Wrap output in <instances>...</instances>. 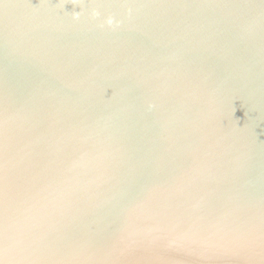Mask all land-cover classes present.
Instances as JSON below:
<instances>
[{"label":"water","instance_id":"obj_1","mask_svg":"<svg viewBox=\"0 0 264 264\" xmlns=\"http://www.w3.org/2000/svg\"><path fill=\"white\" fill-rule=\"evenodd\" d=\"M0 264H264V0H0Z\"/></svg>","mask_w":264,"mask_h":264},{"label":"clouds","instance_id":"obj_2","mask_svg":"<svg viewBox=\"0 0 264 264\" xmlns=\"http://www.w3.org/2000/svg\"><path fill=\"white\" fill-rule=\"evenodd\" d=\"M98 13H96L95 11L93 12V15H97ZM75 16H78L79 13H74ZM110 22V21H109Z\"/></svg>","mask_w":264,"mask_h":264}]
</instances>
